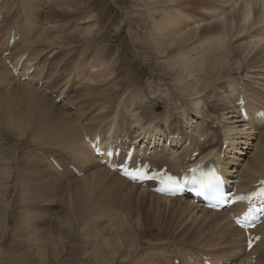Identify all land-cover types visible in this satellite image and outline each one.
<instances>
[{
  "label": "rangeland",
  "instance_id": "rangeland-1",
  "mask_svg": "<svg viewBox=\"0 0 264 264\" xmlns=\"http://www.w3.org/2000/svg\"><path fill=\"white\" fill-rule=\"evenodd\" d=\"M64 1L63 7L56 11L55 15H51L55 18L52 20L51 17L49 19L46 16L48 4L44 0L33 1L34 4L30 1L36 7H31L29 3L25 2L21 4L17 0H1L0 14L5 15L0 27V35L7 32L15 22L21 23L20 28H24V23L27 22L29 27L31 26L29 42L25 41L28 34L23 33L24 36L22 35L17 42L18 45L16 43V45H13L12 50L17 48L18 52H22L25 49L32 48L34 49V57L44 55L50 58L51 54H54L53 57H61L62 59L67 57L62 62L64 67L69 70V68L73 69L76 64H79L81 66L80 72L83 73V64L89 61L91 57L103 59L106 66L111 65L106 69L111 75L109 77L111 80L108 83H111V81L114 83L113 89L105 92L108 98L114 97V95L133 96L135 101L133 107L130 106V108L134 109L136 113L138 112L140 116L139 122L143 123L144 126L153 123L152 125L156 126L164 135L179 133L180 137L185 139L186 137L181 135L185 132L183 117L188 114L189 109L184 106L194 94L189 97L190 92L184 91L187 88V83L182 79V73H178L173 69L170 63L171 57H174L181 44H175L173 48L167 51V56H163L159 47L156 48L157 46H163V44H158L157 41H154L153 23H161L160 18L165 17L163 12H168L169 14L180 13L181 15L189 16L194 21L205 20V24L198 26H203L199 31L195 34H188L189 38L187 40L192 39L194 35L201 37L208 34H216L222 30V26L213 22L214 18L208 19L209 21L206 18L210 11L222 10L221 8L225 6V0H222L223 3L221 0H169L168 2L167 0ZM229 3L231 2H228V5H230ZM174 10L177 12L174 13ZM251 12L253 15L251 14L250 22L254 24V21L258 20L260 6L252 3ZM242 15V5L239 3L236 6H228V12L225 16V18H228L227 25L232 24V26L230 25L232 29L229 26L226 31H228V64L232 67L231 71H229V68L228 71L230 72V78L234 80L228 82L227 79L221 82L217 81L215 84L210 82L205 86H197V95L205 100V112L207 115L220 116L224 109L230 107V105L224 104L226 103L225 100L223 103L222 100L220 102L217 98V94L222 93L224 96L228 93V84L230 83L238 85V88L242 86L247 92L245 93L237 88V93L244 96L248 94L247 97L254 100H256L255 98H261L260 103H264V47L254 49L247 47L249 34L251 35L253 32L258 34L259 31L253 29L252 32L247 33L253 25L250 22V24L239 23L240 20L242 21V19H239L242 18ZM53 21H55L54 24ZM210 22V26L205 27ZM50 23H52L51 26L53 25L50 36L55 41L52 45H44L42 44L43 42L39 44L37 36ZM54 28L56 29L54 30ZM229 30L232 32L231 34H229ZM154 42L158 45H155ZM238 44L244 45L237 47ZM81 51H84L82 57L78 56ZM61 58L59 59L61 60ZM71 58H73L72 64L69 61ZM233 58L238 60V62ZM235 62L238 64H235ZM57 66L60 65L58 64ZM57 66H51L46 76L52 74L55 69L58 71L56 74H58L64 68L62 67L61 70ZM34 71L32 77L30 76L32 79ZM62 74L61 72L57 82H55V86L61 85L68 78H63L64 75ZM78 74L80 76L79 72ZM31 78L29 81L32 82ZM80 83L77 86L78 88L75 89L76 91L70 96V99H66L61 103L55 104L54 99L51 100L47 95L50 103L49 108L56 106L68 115L71 111L67 108L66 111L64 110L67 106L65 105L64 107V103H76L78 100L84 99L85 97L82 96L86 88L96 91L102 88L99 84L82 83V81ZM34 86L32 85V87ZM216 88H218L217 91H215ZM228 96L233 98L234 95L228 93ZM96 98L99 100L102 97L96 95ZM232 98H230L231 104H233ZM113 101H116V97L113 98ZM124 101L125 99L123 98L120 105H117V101L112 108L121 107ZM173 109L178 110L173 111ZM179 109H183L182 111L185 113L183 116H181ZM167 111L169 112V117L166 115ZM121 114L119 112L116 115L119 117ZM152 115L157 116L155 117L156 119ZM21 122L22 120L18 121V125ZM216 122L220 121L216 120ZM128 123L133 129H137V126L131 124L128 120L123 126ZM221 124L218 123L216 125L215 123L214 125V123L205 122L204 129H202L204 132H200V134H207V129L212 136L219 137L218 132L223 126V122ZM11 130H6L0 126V163L5 161L6 164L3 166L9 168L6 176L0 172V264H170L171 252H183L185 254L203 249L208 253L222 255L228 259L232 256L229 251L231 247H237L238 251L243 250L244 239L239 231L231 229L229 220V223L226 222V214L194 212L191 208L189 209L186 201L168 199L170 202H165L160 196L156 197V195L149 193L147 189H141L128 183H122L124 186L118 187L121 188L118 192L108 188L107 182L102 179L85 183L79 180L82 176L89 177L102 171L100 169L102 167L90 166L89 162L85 161L80 162L82 166L81 172H83L81 177L76 178L73 176L72 178V174L67 171L64 172L71 177L68 180L63 177L64 174H58L52 166L53 169L46 164L47 162L43 160V157L36 156L41 158L39 161L30 157L28 159L21 150L16 151L13 147L14 140L12 138L11 140L6 139L7 136L1 132H14L18 147L21 146L22 139L29 137L32 142L44 143L57 154L59 159L63 158L60 153H64L67 157L70 156V161L74 162L72 155L69 154L70 151L68 152L69 148L67 147L66 149L65 142L60 139L51 140L50 138L37 135L30 128L23 129L18 127V131ZM134 131H132V134ZM142 133L147 135L144 131ZM255 138L257 142L254 152L262 149L263 158H261L260 164H256L257 161L252 157L254 152H250V157L249 154L245 156L244 160L248 162V166L249 162L252 164L255 162V166L249 167V169L253 168L252 172L255 175L251 173L252 177L250 175L248 178L240 176L238 180L239 186L264 178V131L258 134L255 133ZM218 140L216 139L213 143H210L209 139L207 143L212 146L209 149H205L207 148L205 144L199 147H202L201 149L207 152L212 148H216L217 144H219ZM165 148L162 147L159 152H166ZM192 148L194 149V145ZM218 149H220V145ZM218 149L215 150L219 154ZM204 152L201 151V154ZM159 161L160 166L166 164L164 159L157 162ZM58 163L63 167L68 162L63 164L58 161ZM167 165L172 170H176L180 166H184V161L180 158L178 166H173L168 159ZM38 167L43 169L39 170V173L38 170H35ZM0 168L4 170L0 169L2 172H5V168L2 165ZM42 171L43 173H41ZM108 175V180L122 179L115 174ZM17 177L19 179L23 178L27 184L38 185L36 186L38 189L26 185L25 187L28 188V191L26 190L23 193L24 186H20V180L17 181ZM74 186L82 187L79 190L78 200L84 205V214L80 218L74 209L71 210L69 208L72 204L70 196ZM50 187L51 189H48ZM17 191L18 193H16ZM149 195H153V198ZM198 215L204 219L202 220ZM228 227L229 229H227ZM214 228L216 229L214 230ZM225 229L226 233H224ZM262 230H264V227ZM237 235L243 241H240ZM234 239H238L239 243L237 244V240L235 241ZM262 243L259 244L263 245V247L258 245L262 247H259L261 248L260 250L256 245V250L253 251L259 257L264 253V243ZM37 251H41L42 255L39 253L38 257L36 255ZM235 255L239 256L240 253L235 252ZM98 256H101L99 263L95 260ZM222 256L217 257L220 258ZM213 258L215 259L216 257ZM261 259L263 260L264 256ZM238 262L236 264H247L243 261Z\"/></svg>",
  "mask_w": 264,
  "mask_h": 264
},
{
  "label": "bare ground",
  "instance_id": "bare-ground-1",
  "mask_svg": "<svg viewBox=\"0 0 264 264\" xmlns=\"http://www.w3.org/2000/svg\"><path fill=\"white\" fill-rule=\"evenodd\" d=\"M17 1H19L21 4L24 2L27 4L29 3L31 5V7H36L33 5L34 4L33 1H37V0H17ZM30 1H32L33 4L30 3ZM44 1H46L48 4V8L46 9L47 10L46 16H48L49 19H50V17L52 20L55 19V18H53L54 16L52 17L51 15H53V14L55 15V12L59 11L63 7V4L65 3V1L64 0H44ZM168 1L169 0H167V2ZM221 2H222V0H221ZM228 2L232 3V4L229 3L231 6H236L239 3H241L243 15H242V18H239V19H242V21L240 20L239 23L242 22L243 24H248L251 20L252 3L260 6V14L258 16V20L254 21L255 22L254 24H252V22H250L253 26L251 28L249 27L250 29L248 28L249 30L247 31V33H250L253 31V29H257L260 33L258 32V34H257V33L253 32L251 35L249 34V36H248L249 42L247 44V47L250 49H252V48L254 49L257 47H264V0H244V1H241V0H225V6L221 8L222 10H215L214 9L215 11H212V12L210 11V13L208 12L209 14H208V17L206 18V20L214 18L213 22H216L217 25L220 24L222 26V30L216 34H208V35H204L201 37H199V36L197 37L196 35H194L193 38L190 40H187L189 38L188 34H195L197 31H199L203 26L202 27H198V26L205 24L204 23L205 20L199 19V20L194 21L189 16H184L185 14L181 15L180 13H176L177 11L174 10L173 12L176 14H172V13L169 14L168 12H163V15H165V17L160 18V22H161L160 24H158L157 22L153 23V28H154V33H155L154 34V36H155L154 41H157L158 44L159 43L163 44V46H157L156 48L159 47V49L161 50L160 52H162L161 54L163 56H167L166 55L167 51L169 49L173 48L175 46V44H177V43L181 44L180 48L177 49L174 57H171L170 63H171V67L173 69H175L178 73H182V79L187 83V88L184 89V91L190 92V96L188 94H187V96L191 97V94L192 95L194 94V96L184 106V107L189 109L188 114L185 117H183L184 121H185V130H184L185 131L184 136L186 137L185 139H182L180 137L179 133L171 134L172 137L170 138V137H168L169 134L164 135L160 130H158L156 128V126L152 125L153 123L151 124L152 126L150 124L149 125L147 124V126H144L143 123L139 122L140 116H139L138 112L136 113L134 109L130 108V106L133 107V105H134L135 99L133 100V96H131V95L130 96L114 95V97H116L115 102L113 101L114 97L108 98L106 96L105 92H108L109 89H113L114 83H113V81H111V83H108V81L111 80V78H109L111 75L109 72H107L106 69H107V67H110L111 65L106 66V63L103 59H100V58L97 59V58L91 57L89 59V61H87L83 64V67H84V68H82V70L84 71V73H83V72H80L81 66L79 64H76L73 67V69L69 68V70H68V68H65L64 64L62 62L65 61L67 59V57H64L63 59L61 57H59V58H61V60L57 57H53L54 54H51L50 58H47V56H44V55H41L39 57H36V56L34 57V54H33L34 49H32V48H30V49L24 48L25 51L18 52L15 54V57L18 58L20 55H22L25 52L29 53L26 61L24 62V64L22 65V67L20 69V75L25 73V70L27 68H29L30 66H34V70H35V71L33 70L35 72L34 77H33V79L31 78L32 73H33L32 72L30 74L31 77L29 76V79L31 78L32 82H34V83L44 80L43 87L46 89L52 87L51 89L53 90V92H55L60 87L59 91L57 92L56 97H58L65 90L66 95H68V97L65 98L64 100H62L61 102L65 101L66 99L67 100L70 99V96L73 94L74 91H76L75 89L78 88L77 86L80 83V81H82V83L90 82L94 85L99 84L100 86H102V88L98 89L97 91L94 89H91V88H86V89H84V95L82 96V97H85L84 99H80L76 103H71V102L67 103V104L64 103L63 104L64 107H65V105H67L64 110L66 111V108H67L68 110L71 111L70 114L67 115V114H65L66 112L63 113L56 106L49 108L50 103L48 102L47 94H45V91L43 88H38L36 86L32 87V85L30 84L31 81H29V79L27 82H30V83H26V82L24 83V82L16 81V79L10 74L8 69L4 66L3 60L0 59V126L5 128L6 130L14 129V131L15 130L18 131V127L23 128V129L30 128L33 130L34 133H37V135H40V136H43L46 138H50L51 140L60 139L63 142H65L66 143V149H67V147L69 148L68 152L69 151L71 152V153L69 152V154L72 155L74 162L70 161L69 160L70 156H68L66 159V161H68V163L66 165L64 164L66 161L63 162V164H64L63 167H61L59 165L60 163H58L57 161H56V164L62 168V171H63L62 175L64 174L63 177L68 179V180L71 178V177H69V174H68L69 172L68 173H64V172L66 171V167L69 164L77 166L80 171H81V167H82L80 162H84V161L87 163L89 162L90 166L93 165V166L100 168L98 163L95 161V159L89 153L88 148L85 145L84 138H89V136L95 137L97 135H100L102 140H104V139L108 140L112 135H117L119 132H125L126 135L130 138L128 141L135 142L136 144H138L140 146V148L142 150H144L145 152L148 151V153L150 155L154 156V160L158 161V160L164 159V161H166V164H164V165L167 166L168 168H169V166L167 165L168 159H169L170 163L173 164V166L174 165L178 166L180 158L184 162L186 161L185 157L190 158V155L193 152L192 151V146L194 145L193 143L194 142L199 143L198 140L200 139V137H205V139H204L205 141H203V143L200 145L206 144L207 141H209V139L211 141L210 143H213L216 139H220V137H221V141H219L220 142L219 143L220 149H218L219 154L215 150L216 148H212L208 152H204L205 150H203V152H204V153H202L203 155L199 154L194 161L190 162L189 158H188L187 164L188 165L195 164L196 160L200 156H204L203 159H207L208 157L217 158L221 163H223L224 170H227L229 174L235 175V177L238 180H239L240 176H244V178H248V176H250L251 173L253 174V172H252L253 168L249 169V167H251V166L253 167L256 164H260V160H261V158H263L262 152H261L262 149L259 150V148H258L260 153H258L259 151L254 152V147H255L256 142H257L256 141L257 139L255 138V133L258 134L261 131H263V129H261L259 124H254V126L252 127V125H247V124L243 123L239 119L237 109L234 107V102H233V104L230 103V98H232V97L228 96V93L230 95H233V91L241 90L245 93H247V92L243 89L242 86H240L238 88V85H233L231 83L228 84V93H226L224 96L222 95V93L219 95L217 94V98L220 100V102H221V100L223 101V103L226 101V103H224V104H226L228 106L230 105L229 108L224 109L222 111V114L220 116L219 115H207V113L205 112V100L203 97H199L197 95L198 92H196L198 85H202V86L204 85L205 86L210 82L215 84L217 81L221 82L223 80L228 79V82H229L230 80H234V79H231L229 76V73H230L229 71H231L232 67L229 66V64H228V31H226V28L229 27L230 25L232 26V24H230L229 26L227 25L228 18H225L226 13L228 12V6H230V5H228ZM236 9H237V7H236ZM29 11H30V9H29ZM30 12L32 13V11H30ZM234 13H236V12L234 11ZM4 15L5 14L2 15V23L4 20ZM47 21H48V19H47ZM54 23H55V21H53V24ZM51 24L52 23H50L48 26H46L42 30V32H40V35L37 36L38 40L37 39L36 40L39 44H41L43 42L42 44H44V45L45 44L52 45L53 42L55 41V39L51 38L52 36H50L51 28L53 26V25L51 26ZM210 24H211V22L209 24H207V26H205V27H209ZM20 25H21L20 22H15L14 24L11 25V27L9 28L8 31H10L14 26H16L17 32L19 33V40L21 39V37L24 33V34H28V36L25 38V41L29 42V39L31 38V36H30V34H31L30 27L31 26L29 27L27 22L24 23V28H20ZM231 26H230V28L232 29ZM242 27H243V25H242ZM55 29L56 28H54V30ZM7 32L3 33V35H0V51H4V50H2V45H4V41L9 34V32L8 33ZM231 33L232 32L230 31L229 34H231ZM240 34H243V33H240ZM17 42H15V43L17 44ZM22 44H24V43H22ZM158 44L155 43V45H158ZM242 46H241V44H238L237 47H242ZM16 49L11 50L10 55L8 57H6L5 60L9 59L11 56H13ZM83 53H84V51H81L78 56L82 57ZM233 59L235 60V58H233ZM52 61H53V63H52ZM69 61H70V63L73 62V58L69 59ZM235 61L238 62V60H235ZM239 62L241 63V61H239ZM60 63H62V64H60ZM58 64L60 66H57ZM235 64H238V63L235 62ZM51 66H57L61 70H62V67H64L63 70L61 71L63 73L62 75H64L63 78H65V77H68V78H66L61 85L58 84V86H55V82H57V79H58L61 72L56 74L58 71L55 69L56 71L54 70L52 74L46 76V74L48 72V68L50 69ZM167 67H168V64H167ZM228 68L230 69L229 71H228ZM71 70H72V72L70 73ZM78 72L80 73V76H79ZM227 74H228V76H227ZM184 87H186V86H184ZM53 88H55V89H53ZM237 88H238V90H237ZM217 90H218V88L215 89V91H217ZM1 93H3V94H1ZM96 95H98L99 97H102V98H100L98 100L96 98ZM247 96H248V94L245 96L247 100L252 99V98H249ZM123 98L127 102L124 101V103L121 107L117 106L116 108L115 107L112 108L113 104L116 103L117 101H118L117 105H120ZM227 98H228V100H227ZM101 99H103V100H101ZM49 101H50V99H49ZM61 102H58V103H61ZM55 104H57V103H55ZM177 110L178 109H173V111H177ZM182 110L183 109H179L181 116H183L185 114ZM119 112L122 114L119 117H117L116 114H118ZM166 115H167V117H169L168 111L166 112ZM152 116L154 118L157 117L154 115H152ZM20 120H22V122L18 125V121H20ZM127 120L131 124H135L137 126V129H135V128L133 129V127L129 123L126 126H123V124ZM216 120H219L220 122H216ZM221 121L223 122V126H221V128L219 129V132H218L219 137L218 136H212L210 131L207 129H206L207 134L206 133L200 134V132H204L202 129H204L203 126H204L205 122H209L210 124L214 123V125L216 123V125H218V123H220V124L222 123ZM205 126H206V124H205ZM166 129H167V127H166ZM133 130H135V131L132 134ZM143 131L147 135H143V133H142ZM189 137H191V140L188 139ZM91 139H93V138H91ZM186 142L188 145H185ZM226 143H227V146H226V148H224V144H226ZM62 145H64V144H62ZM162 147H166L165 151L167 153L166 152L161 153V151L159 152V150H161ZM222 148L224 150H222ZM250 152H254L252 157L254 160L257 161V163L255 164V162H254L252 164L249 162V166H248V162L245 161L244 158L248 154L250 157ZM220 154L222 156H220ZM261 163H263V162H261ZM5 164H6L5 161L0 163V166L2 165V167L5 168V172H2L4 170H2L0 168L2 170V171L0 170V172L4 176L7 175V169H9L7 166H3ZM231 168H235V170H230ZM41 169L42 168L38 167L35 170H38V173H39L40 172L39 170H41ZM100 169L103 172L100 171L96 174L90 175L89 177L82 176L79 180H82L83 182L88 183L91 181H97L96 179H98V180L102 179L103 181L107 182L108 188L114 189L117 192H118V190L120 191V189H121L118 187L124 186L123 184L128 183L125 179L123 180V178L121 180H119V179L108 180V177H109L108 174L113 175L114 173L107 171L104 168L103 169L100 168ZM169 169L172 170V168H169ZM91 170H93V169H91ZM36 173H37V171H36ZM41 173H43V171ZM253 175H255V174H253ZM251 177H252V175H251ZM72 178H73V175H72ZM16 180L17 181L20 180L19 181L20 186H24L23 193H25L26 190L28 191V188L25 187L26 185H30V187H33L34 189H38V188H36V186H38V185H34L32 183L27 184L24 182L23 178L19 179L17 177ZM44 182H47V181H44ZM16 186H17V184H16ZM242 186L244 188H246L247 184H244ZM238 187L240 189H244L241 186H239V184H238ZM81 188L82 187H79V186L73 187L72 195L70 196V200H71L72 204L69 206V208H71V210L74 209V211L77 213L79 218L84 214L83 213L84 205H82L81 201L78 200V194H79V190ZM48 189H51V187ZM141 192L145 193L144 191H141ZM36 196L38 197V195H36ZM149 196L151 198H153V195H149ZM156 197H157V195H156ZM161 199L165 202H170L168 199H165L162 197H161ZM186 202H187L186 204H188V206H189V209L191 208L192 211L194 210V212L199 211V212H202L204 214L208 212L206 210L200 209L197 205L195 206L194 204H192L189 201H186ZM211 214H216V213H211ZM198 216L202 218L203 214H202V216H200V215H198ZM203 219L204 218H202V220ZM226 222H228V219ZM229 225L232 227V228L230 227L231 229H236L237 231H239L231 223H229ZM263 227H264V223L261 225L260 228L263 229ZM216 228H217V226H216ZM216 228H214V230ZM260 228H259V230H260ZM227 229H229V227ZM217 230H218V228H217ZM219 233H220V231H219ZM224 233H226V229H225ZM240 234H241V232H240ZM241 236H242V234H241ZM237 237H239V236L237 235ZM49 238H51V237H49ZM236 240H237V244H238L239 243L238 239H236ZM241 240L242 239L240 238V241ZM244 242H245V240H244ZM34 243H35V241H34ZM258 245H261V244H257V246ZM242 246L244 247V245H242ZM257 246H255L252 249V251H255ZM261 246L263 247V245H261ZM261 246H258V248ZM261 248H259V250ZM229 251H230L232 256L230 258H228V260L229 259L238 260L239 257L242 258L243 250L238 251L237 247H231ZM235 252H239L240 255L236 256ZM39 253L42 255L41 251H37L36 255H38ZM39 255H38V257H39ZM100 258H101V256L100 257L98 256L95 260L99 263ZM215 259H217V258H215ZM221 260L225 261V259H223V258H221ZM236 263H234V264H236Z\"/></svg>",
  "mask_w": 264,
  "mask_h": 264
},
{
  "label": "crops",
  "instance_id": "crops-1",
  "mask_svg": "<svg viewBox=\"0 0 264 264\" xmlns=\"http://www.w3.org/2000/svg\"><path fill=\"white\" fill-rule=\"evenodd\" d=\"M2 134L6 135L7 136L6 139H8V140H11V138H12V140H14V142H15L13 144L14 149L16 151L21 150L23 153H25L24 155L28 159H29V157L34 159V157H33L34 153H38L39 151L52 150V149L48 148L44 143L32 142L29 137L27 139H22V144L20 147H18L17 142H16V138L14 136V132H5ZM1 139H3V138H1ZM16 193H18V191Z\"/></svg>",
  "mask_w": 264,
  "mask_h": 264
},
{
  "label": "snow or ice",
  "instance_id": "snow-or-ice-1",
  "mask_svg": "<svg viewBox=\"0 0 264 264\" xmlns=\"http://www.w3.org/2000/svg\"><path fill=\"white\" fill-rule=\"evenodd\" d=\"M190 171L195 172L196 169H191ZM139 178H140V177H138V176H131V179H133V180H136V179H139ZM216 178H217V177H216V173L213 172L211 175L204 177V180H205V181H207V180H214V179H216ZM169 181H171V178H170V177H169ZM160 191H163V189H160ZM260 195L264 196V191H261ZM257 239H258V238H257Z\"/></svg>",
  "mask_w": 264,
  "mask_h": 264
}]
</instances>
